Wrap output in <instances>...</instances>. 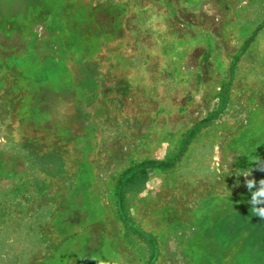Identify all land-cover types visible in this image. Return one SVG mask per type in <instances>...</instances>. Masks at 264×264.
<instances>
[{"label":"rangeland","instance_id":"374dc122","mask_svg":"<svg viewBox=\"0 0 264 264\" xmlns=\"http://www.w3.org/2000/svg\"><path fill=\"white\" fill-rule=\"evenodd\" d=\"M257 158L264 0H0V264H264Z\"/></svg>","mask_w":264,"mask_h":264},{"label":"clouds","instance_id":"9594fccd","mask_svg":"<svg viewBox=\"0 0 264 264\" xmlns=\"http://www.w3.org/2000/svg\"><path fill=\"white\" fill-rule=\"evenodd\" d=\"M253 162H257L259 164L260 170L264 171V163H259V158L254 160ZM252 171V170H251ZM250 172H246L243 176L248 177L251 175ZM246 187L251 192V199L249 201L251 205V211L254 216L261 218L264 220V179L259 181V186L257 187V181L255 179H246L245 181ZM255 188V191L253 189Z\"/></svg>","mask_w":264,"mask_h":264}]
</instances>
